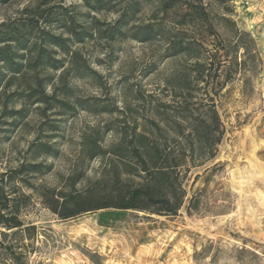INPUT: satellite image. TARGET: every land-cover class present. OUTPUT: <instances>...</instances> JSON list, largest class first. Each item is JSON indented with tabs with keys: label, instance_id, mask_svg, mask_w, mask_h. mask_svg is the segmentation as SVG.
I'll list each match as a JSON object with an SVG mask.
<instances>
[{
	"label": "rangeland",
	"instance_id": "rangeland-1",
	"mask_svg": "<svg viewBox=\"0 0 264 264\" xmlns=\"http://www.w3.org/2000/svg\"><path fill=\"white\" fill-rule=\"evenodd\" d=\"M29 1L0 3V22ZM61 1L75 6L70 10L77 18H117L115 11L89 13L78 0ZM176 1L183 6L187 0ZM202 1L208 14L193 29L176 23L175 13H156L158 0H141L133 22L161 26L153 40L72 43L98 73L67 76L70 94L85 106L64 115L50 109L43 116L39 104H31L25 119L0 112V176L22 164L38 165V171L7 183L28 196L20 216L37 227L28 264H264V0ZM49 28L62 32L58 24ZM167 31L176 41L191 42L195 57L172 54ZM194 58L202 63L199 79L189 72ZM50 73L55 81L59 71ZM176 73L188 90L172 91L167 80ZM209 96L223 135L213 157L182 169L186 194L175 214L109 206L60 218L44 202L57 205L54 198L90 186L108 199L116 195V145L122 137L116 118L124 110L139 118L155 111L170 115L167 107L178 100L196 109V116ZM9 107L19 108V99ZM126 129L130 138L132 126ZM37 140L47 141L51 153L35 155ZM94 140L105 153L88 157L85 150Z\"/></svg>",
	"mask_w": 264,
	"mask_h": 264
},
{
	"label": "trees",
	"instance_id": "trees-1",
	"mask_svg": "<svg viewBox=\"0 0 264 264\" xmlns=\"http://www.w3.org/2000/svg\"><path fill=\"white\" fill-rule=\"evenodd\" d=\"M10 1L0 0V3ZM78 1L89 13L115 11L117 18L113 22H104L94 14L77 18L70 10L75 6H64L61 0H30L13 17L0 22L1 114L10 112L25 119L26 108L31 104H39L36 109L43 116L50 109L64 115L73 112L76 106H85L81 97L70 94L67 76L71 73L73 77H95L98 73L87 65L78 49L72 48V43L89 38L110 42L118 37L147 42L162 33L161 26L152 21L133 22L141 0ZM159 12L163 16L175 13L180 19L176 23L193 29L204 20L208 8L202 0H187L183 6L176 0H158L156 13ZM54 24L59 25L61 33L50 30ZM171 33L167 31L163 35L169 39L172 54L195 57L191 54V42L176 41ZM201 64L196 58L190 66L194 79L204 77ZM50 71H59L55 81ZM182 76L176 73L167 80L172 91L188 90V84L181 85ZM48 84L52 88L50 92ZM18 99L20 107L10 108L9 104ZM208 100L209 103L202 104L205 109L198 110L196 116L193 113L196 109L178 100L174 106L167 107L172 110L170 115L155 111L151 116L139 118L124 110L116 118V127L122 134L116 145V195L108 199L95 194V187L90 186L54 198L52 201L57 205L44 202L60 218L109 206L175 214L186 194L179 176L182 169L189 163L213 157L223 135L215 100L212 96ZM50 125L54 129V124ZM130 126L132 135L128 138L126 128ZM138 126L140 129L136 131ZM32 148L35 155L51 153L47 141L37 140ZM85 152L88 157L105 153L97 140ZM37 167L34 163L22 164L11 169L8 176H0V264H28L34 251L37 227L24 223L20 216L28 196L17 193L15 185L7 188V183L19 177L18 174L38 171Z\"/></svg>",
	"mask_w": 264,
	"mask_h": 264
}]
</instances>
